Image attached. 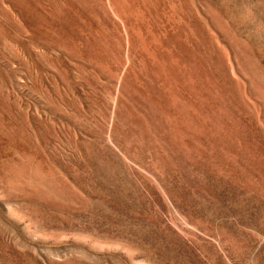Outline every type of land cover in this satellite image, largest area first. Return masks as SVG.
<instances>
[{"label":"rangeland","instance_id":"1","mask_svg":"<svg viewBox=\"0 0 264 264\" xmlns=\"http://www.w3.org/2000/svg\"><path fill=\"white\" fill-rule=\"evenodd\" d=\"M0 264H264V0H0Z\"/></svg>","mask_w":264,"mask_h":264},{"label":"bare ground","instance_id":"2","mask_svg":"<svg viewBox=\"0 0 264 264\" xmlns=\"http://www.w3.org/2000/svg\"><path fill=\"white\" fill-rule=\"evenodd\" d=\"M170 56H171V55H170ZM146 66H147V65H146ZM151 69H152V68H151ZM148 70H149V69H147L146 71H148ZM162 70H163V69H162ZM148 73H149V72H148ZM160 76H161V75H160ZM161 80H162V79H161ZM154 82H155V81H154ZM171 82H172V81H171ZM156 83H157V82H156ZM157 84H158V83H157ZM166 84H167V83H166ZM185 84H186V83H185ZM146 85H147V84H146ZM150 86H151V85H150ZM183 86H184V85H183ZM153 88H154V87H153ZM173 88H174V87H173ZM143 89H144V88H143ZM179 89H180V88H179ZM165 90H167V89H165ZM173 91H175V90H172V92H173ZM182 91H183V90H182ZM140 92H141V91H140ZM142 92H143V91H142ZM169 92H170V91H169ZM201 92H202V91H201ZM136 93H137V91H136ZM138 93H139V92H138ZM175 93H176V92H175ZM175 93H174V94H175ZM181 93H182V92H181ZM186 94H187V93H185L184 95L186 96ZM194 94H195V93H194ZM196 94H197V93H196ZM141 95H142V94H141ZM154 95H155V94H154ZM170 95H171V94H169V96H170ZM184 95H183V96H184ZM191 95H192V94H191ZM191 95H190V96H191ZM203 96H204V95H203ZM158 97H159V96H158ZM170 97H171V96H170ZM174 97H175V96H174ZM174 97H172L168 102H167V99H166V102H167V103L165 104V106L162 105L163 108L159 106V107L163 110V111H162L163 113H162V112H161V113H162V114H165V115L167 116V118H168V122L170 123V126H172L173 128H175V126L177 125V120H178V119H177L178 117L175 118V116H176V115H175L176 112L181 113L180 111H181V110H184V109H183L184 105L181 104L180 102H179V103H180L181 106L178 105V104H176L177 100H175ZM146 98H147V97H146ZM148 98H149V95H148ZM165 98H167V97H165ZM177 98H178V97H177ZM151 99L153 100L152 96H151ZM151 99H150V100H151ZM160 99H161V98H159V100H160ZM216 99H217V98H216ZM138 100H139V99H138ZM140 100H141V99H140ZM144 100H145V99H144ZM178 100H179V99H178ZM190 100H191V99H190ZM142 101H143V99H142ZM155 101H156V100H155ZM155 101H154V103H155ZM162 101H163V100H162ZM218 101H220V100L218 99ZM139 103H140V102H139ZM188 103H189V102H188ZM194 103H195V102H194ZM202 103H203V102H202ZM202 103H201V104H202ZM145 104L147 105V107L149 106L150 109H151V107L153 106V104H152L151 101H150V102H149V101H146ZM198 104H199V102L197 103V106H199ZM143 105H144V104H143ZM182 105H183V106H182ZM191 105H192V104H191ZM139 106H140V105H139ZM189 106H190V105H189ZM141 107H143V106H141ZM153 107H154V106H153ZM205 107H206V106H205ZM214 107H215V106H214ZM157 108H158V106H157ZM184 108H185V107H184ZM186 108H187V107H186ZM146 109H147V108H146ZM152 109H153V108H152ZM212 109H213V108H212ZM212 109H211V110H212ZM214 109H215V108H214ZM186 110H187V109H186ZM136 111H137V110H136ZM138 111H139V110H138ZM138 111H137V113H138ZM171 111H173V112H175V113L173 114V112L171 113ZM201 111H202V110H201ZM146 112H148V111H146ZM199 112H200V111H199ZM178 113H177V114H178ZM172 114L175 115V116H173ZM195 114H196V113H195ZM145 115H146V114H145ZM180 115H181V116H180ZM180 115L178 114L177 116L182 117V114H180ZM153 116H154V115H153ZM226 116H227V115H226ZM145 117H146V116H145ZM151 117H152V116H151ZM224 117H225V115H224ZM194 118H195V117H194ZM200 118H201V117H200ZM217 118H218V117H217ZM137 119H138L137 121H140V122L142 123L143 118H142L140 115L137 116ZM204 119H205V118H204ZM210 119H211V118H210ZM141 120H142V121H141ZM144 120H145V119H144ZM180 120H181V118L178 120V121H179L178 126H180V127H178V128H180L179 130H182V129H181V125H180ZM183 120H184V119H183ZM183 120H182V121H183ZM186 120H187V119H186ZM205 120H206V119H205ZM221 120H222V119H221ZM226 120H227V119H226ZM182 121H181V122H182ZM212 121H213V120H212ZM205 122H206V121H205ZM207 122H208V121H207ZM209 122H210V121H209ZM234 122H235V121H234ZM182 123H183V122H182ZM182 123H181V124H182ZM203 123H204V122H203ZM210 123H211V122H210ZM135 124H136V123H135ZM148 124H149V123H148ZM213 124H214V123H213ZM224 124H225V123H224ZM182 125H183V124H182ZM192 125H193V124H192ZM204 125H206V124H204ZM211 125H212V124H211ZM219 125H220V124H219ZM215 126H216V125H215ZM222 126H224V125H222ZM183 127H184V126H183ZM197 127H198V126H197ZM203 127H204V126H203ZM140 128H141V127H140ZM173 128H172V129H173ZM189 128H190V127H189ZM207 128H208V127H207ZM207 128H204V130L207 129ZM211 128H212V127H211ZM221 128H222V127H221ZM175 129H177V128H175ZM196 129H198V128H196ZM233 129H234V127H233ZM219 130H220V129H219ZM223 130H224V129H223ZM211 131H212V130H211ZM206 132H207V131H206ZM213 132H214V131H213ZM219 132H220V131H219ZM221 132H222V131H221ZM177 133H179V132H177ZM217 133H218V132H217ZM175 134H176V133H175ZM187 134H188V133H187ZM203 136H204V135H203ZM201 137H202V136H201ZM219 138H220V137H219ZM213 139H214V138H213ZM215 139H216V138H215ZM229 146H231V145H229ZM234 151H235V150H234ZM230 152H231V151H230ZM233 153H234V152H233ZM234 158H236V157H234Z\"/></svg>","mask_w":264,"mask_h":264}]
</instances>
